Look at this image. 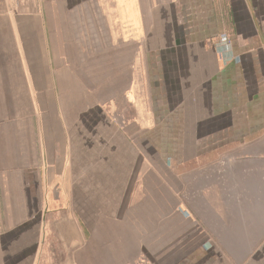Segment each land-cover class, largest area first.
Wrapping results in <instances>:
<instances>
[{"label": "crops", "instance_id": "obj_1", "mask_svg": "<svg viewBox=\"0 0 264 264\" xmlns=\"http://www.w3.org/2000/svg\"><path fill=\"white\" fill-rule=\"evenodd\" d=\"M0 264H264V0H0Z\"/></svg>", "mask_w": 264, "mask_h": 264}, {"label": "built area", "instance_id": "obj_2", "mask_svg": "<svg viewBox=\"0 0 264 264\" xmlns=\"http://www.w3.org/2000/svg\"><path fill=\"white\" fill-rule=\"evenodd\" d=\"M221 41H222V42H227V41H228L227 36H226V35H223V36L221 37Z\"/></svg>", "mask_w": 264, "mask_h": 264}]
</instances>
